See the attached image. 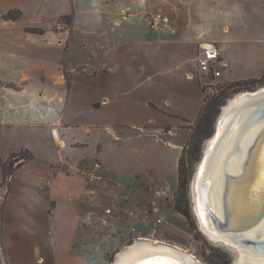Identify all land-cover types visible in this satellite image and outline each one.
Listing matches in <instances>:
<instances>
[{
    "label": "crops",
    "instance_id": "obj_1",
    "mask_svg": "<svg viewBox=\"0 0 264 264\" xmlns=\"http://www.w3.org/2000/svg\"><path fill=\"white\" fill-rule=\"evenodd\" d=\"M155 14L167 27H147ZM248 18L264 24V0H0V184L12 155H33L0 188V264H83L71 254L69 232V170L83 159L72 157L80 139L154 124L175 135L197 121L208 80L198 58L207 45L220 53L223 83L260 78L264 71L232 76L233 48L264 46L263 28L256 26L259 38L242 35L236 21ZM64 20L65 28L52 29ZM27 198L51 220L33 253L20 236Z\"/></svg>",
    "mask_w": 264,
    "mask_h": 264
},
{
    "label": "rangeland",
    "instance_id": "obj_2",
    "mask_svg": "<svg viewBox=\"0 0 264 264\" xmlns=\"http://www.w3.org/2000/svg\"><path fill=\"white\" fill-rule=\"evenodd\" d=\"M254 1L259 3L261 0ZM69 23V20H64L51 27L65 28ZM236 23L240 26L239 29H243L241 33L245 35L244 38H259L257 33L260 36L262 33L256 26L264 30V24L253 21V18L238 20ZM24 26L27 31H35L25 23ZM147 27L150 28L148 23ZM232 57L235 59L231 66L233 78L252 79L264 71V46L244 54L233 48ZM261 78L262 76L245 81L252 83L245 87L264 86V79ZM207 82L211 85H206L203 89L204 107L214 96L221 94V89L225 90L223 95L226 94V97L243 89L229 87L221 78ZM93 109L96 110V107ZM95 117L98 118L97 115ZM196 124L197 121L185 122L175 135L168 133V128L160 129L154 124L143 130L116 126L95 130V141L81 137L80 146L72 157L83 159L69 170V181L74 188V194L69 198L72 203L69 211L72 216V227L69 228L72 234L70 250L78 261L83 264H111L119 251L136 240H153L184 249L193 256L197 264H233L234 255L203 235L193 212L190 187L202 158L205 142L198 159L191 166L185 199L183 192L179 190L177 155L179 152L182 154L184 147L188 151L192 149L191 139L193 140ZM168 141L180 146H169L166 144ZM98 163L103 181L88 183L86 174ZM37 196L38 193H34L32 197ZM178 201L181 208L189 213V218L175 210ZM32 206L27 198L25 221L20 226L21 240H24L27 253L35 251L51 228V220L38 207L34 211ZM53 209L55 207L51 205L47 214L53 215ZM107 210H111V213L107 214ZM38 223H42L44 229L41 233L37 232ZM31 262L32 260L27 259L26 264Z\"/></svg>",
    "mask_w": 264,
    "mask_h": 264
},
{
    "label": "water",
    "instance_id": "obj_3",
    "mask_svg": "<svg viewBox=\"0 0 264 264\" xmlns=\"http://www.w3.org/2000/svg\"><path fill=\"white\" fill-rule=\"evenodd\" d=\"M226 106L232 108L230 113V115L232 114V118L227 121L226 125L222 127L219 132L220 121L225 114L224 108ZM247 112L251 113L249 119L246 120L242 127L240 137L244 136L255 123H260V125L263 126L257 132L251 144L247 145L248 149L240 173L231 174L228 171V162H225L222 217L216 215L205 204L204 209L207 211L208 215H210L213 224L212 227L216 233L223 235L225 239H228L236 246L243 245L245 249L250 248L254 253H261L264 256V239L260 238L261 234L258 235L259 237L257 236L258 238L256 239H252L245 235V233L253 231L264 221V86L256 88L243 87L242 90L233 93L232 96L226 97L224 102L218 106L212 124V126H214V131L209 138L203 141L205 142L203 155L196 168L190 189L193 200V212L200 231L212 242L202 231V222L195 211L194 183L199 177V171L206 160L207 153L210 154L209 158L212 160L214 154H216L221 147L222 141L231 133V127H233L235 119L243 116ZM211 141L213 143L210 146L209 143ZM238 146L239 145L236 144L233 149L234 152L237 151ZM254 211H256L257 214L254 215ZM138 242H142V240H136L134 243L119 251L111 264L116 262L117 256L121 252L134 246ZM152 258H144L134 261L131 264H144ZM174 261L176 263L179 262L178 264H184L177 259H174ZM194 262H196L195 259ZM235 262L236 259L234 257L233 264Z\"/></svg>",
    "mask_w": 264,
    "mask_h": 264
},
{
    "label": "bare ground",
    "instance_id": "obj_4",
    "mask_svg": "<svg viewBox=\"0 0 264 264\" xmlns=\"http://www.w3.org/2000/svg\"><path fill=\"white\" fill-rule=\"evenodd\" d=\"M229 107L226 106L224 108L225 114L221 118L219 132L226 125L227 121L232 118V114L230 115L232 108ZM250 113L247 112L235 119L233 127H231V133L222 141L221 147L214 154L212 160L209 158L210 154L207 153L206 160L200 168L199 177L194 183L195 211L202 222V231L213 243L227 248L234 255L236 259L234 264H264V256L261 253H254L250 248L245 249L243 245L236 246L228 239H225L223 235L216 233L212 227L211 217L204 209V204L216 215L222 217L225 162H228V171L231 174L240 173L246 157L247 145L251 144L255 135L263 126L260 123H255L244 136L240 137L242 127L246 120L249 119ZM212 143V141L209 143L210 146ZM236 144L239 146L237 147V151L234 152L233 149ZM255 214H257L256 211H254ZM260 234V238L264 239V221L253 231L245 233L247 237H251L252 239L258 238ZM144 258H152L144 264H178L179 262L176 263L174 259L184 264H196L193 256L189 255L184 249L153 240H142V242H138L134 246L125 249L117 256L114 264H131Z\"/></svg>",
    "mask_w": 264,
    "mask_h": 264
},
{
    "label": "trees",
    "instance_id": "obj_5",
    "mask_svg": "<svg viewBox=\"0 0 264 264\" xmlns=\"http://www.w3.org/2000/svg\"><path fill=\"white\" fill-rule=\"evenodd\" d=\"M8 18H13L11 15H7ZM264 79V73L262 75L261 80ZM252 83H233L229 84V87H245L251 86ZM1 85V83H0ZM235 85V86H233ZM224 89H221V94L219 96H214L206 105L203 107V110L197 120V124L193 133V140L191 139L192 149L188 151L186 147L183 148L182 154L180 156L178 162V178H179V190L183 192L184 199L186 198L187 191V183L190 175L191 166L195 163L200 155L201 145L203 141L209 138L212 131V124L214 117L217 113L218 106H220L224 99L226 98V94ZM193 141V142H192ZM188 156V159L187 157ZM33 159V155L28 151H21L18 154L12 155L4 164V179L0 184L1 187L7 184L9 178L14 174L15 170L21 165L23 162H28ZM87 180V179H86ZM175 210L179 213L183 214L185 217L189 218V213L181 208L180 201L175 205Z\"/></svg>",
    "mask_w": 264,
    "mask_h": 264
},
{
    "label": "built area",
    "instance_id": "obj_6",
    "mask_svg": "<svg viewBox=\"0 0 264 264\" xmlns=\"http://www.w3.org/2000/svg\"><path fill=\"white\" fill-rule=\"evenodd\" d=\"M149 27L154 30H161L167 27L168 21L161 14H155L151 17L148 22ZM220 53L213 45H207L204 48L203 53L198 58V65L201 70V73L208 80H215L221 77V71L218 70V67L222 64ZM206 85L210 86L211 83L207 82ZM205 85V86H206ZM101 166L100 164L93 165L88 173L86 174V179L88 183H96L103 181V177L100 173ZM111 210H107V214H110Z\"/></svg>",
    "mask_w": 264,
    "mask_h": 264
}]
</instances>
